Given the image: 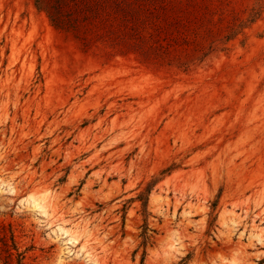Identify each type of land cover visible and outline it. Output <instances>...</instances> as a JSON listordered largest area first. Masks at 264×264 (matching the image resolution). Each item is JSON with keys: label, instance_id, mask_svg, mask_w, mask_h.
<instances>
[{"label": "rangeland", "instance_id": "374dc122", "mask_svg": "<svg viewBox=\"0 0 264 264\" xmlns=\"http://www.w3.org/2000/svg\"><path fill=\"white\" fill-rule=\"evenodd\" d=\"M0 264H264V0H0Z\"/></svg>", "mask_w": 264, "mask_h": 264}, {"label": "bare ground", "instance_id": "6f19581e", "mask_svg": "<svg viewBox=\"0 0 264 264\" xmlns=\"http://www.w3.org/2000/svg\"><path fill=\"white\" fill-rule=\"evenodd\" d=\"M32 199H34L36 201V199L38 200V202L40 203V205L43 207L45 206L44 204H42V202H44L43 200L39 199V198H34L32 197Z\"/></svg>", "mask_w": 264, "mask_h": 264}, {"label": "trees", "instance_id": "16d2710c", "mask_svg": "<svg viewBox=\"0 0 264 264\" xmlns=\"http://www.w3.org/2000/svg\"><path fill=\"white\" fill-rule=\"evenodd\" d=\"M145 205H147V203H145ZM146 232V231H145ZM144 237H145V239L147 240L148 239V237L144 234Z\"/></svg>", "mask_w": 264, "mask_h": 264}]
</instances>
